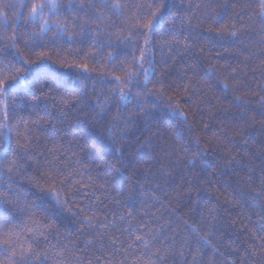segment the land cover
Returning <instances> with one entry per match:
<instances>
[{"label": "trees", "instance_id": "16d2710c", "mask_svg": "<svg viewBox=\"0 0 264 264\" xmlns=\"http://www.w3.org/2000/svg\"><path fill=\"white\" fill-rule=\"evenodd\" d=\"M40 2L0 0L11 25L0 20V71L22 67L13 57L46 63L83 90L42 80L35 96L9 97L6 114L0 104V148L20 165L0 172L4 209L21 246L48 226L31 264H264L259 0H119V13L91 7L104 0H62L71 41L31 38Z\"/></svg>", "mask_w": 264, "mask_h": 264}, {"label": "snow or ice", "instance_id": "6c2138e0", "mask_svg": "<svg viewBox=\"0 0 264 264\" xmlns=\"http://www.w3.org/2000/svg\"><path fill=\"white\" fill-rule=\"evenodd\" d=\"M259 4L261 8V17L262 20H264V0H259ZM24 7H29V5L25 4ZM61 7L62 0H43V2L32 3L30 5L31 11L28 15V20L38 29V32L32 33L31 38L33 40H44L47 38L48 33L54 32L57 36L60 37V39L63 40L65 37H68V40L71 41L72 38L68 35L67 26L61 23V17L59 15ZM91 7H104L112 12L117 13L122 11V6L119 0H115V2L112 3H109L108 0H104L102 5H92ZM155 7L157 11H159L161 5H156ZM82 9L83 6H81V10ZM68 10L70 12L75 11L76 5L74 3H70L68 5ZM151 15L153 19L157 18L155 12L151 13ZM8 16L9 13L5 11L0 14V20L3 21L4 25L11 27V25L8 24ZM21 18L22 17L20 15L17 16V24L20 23ZM102 18V16L95 17V19L97 20H100ZM152 22V20H148L149 27H151ZM231 34L235 36L236 32L233 31ZM40 55L41 57H43L44 53L41 52ZM13 59L16 60L17 63L22 64V67L15 68L9 65H4L2 71H0V104L4 105L5 114L7 113V100L9 97L16 96L18 94L22 95L26 91L30 95L35 96V89L40 85L42 80H53L55 81L56 88L63 89L68 93L78 94L83 90L82 82H77L76 85H72L61 80L57 72L46 63L32 61V63L36 64V68L33 69L31 66H29V63L27 61H22V59H19L18 57H13ZM20 72L32 73L33 75L31 79H29L25 75H20ZM146 72L147 70H145V73ZM5 73L7 75H5ZM9 77L11 78V82H9ZM132 79H134V77L130 76L128 82H131ZM224 87L226 88L227 84H225ZM118 95L120 96V99L122 101L128 99V97L125 96L122 90L120 93H118ZM129 102L131 101L129 100ZM2 127L7 128V124L5 123L4 125H2ZM22 147L26 150L27 142H25ZM9 153H14V150L10 148H0V172H2L5 167H7L9 171H11L13 166H15L17 170H19L20 165L17 164L15 154H13L12 159H9ZM260 184V192L256 194V199H259L262 195H264V176L260 177ZM48 191L51 192L53 198H55L57 200V203H59V193L56 191H51V189H49ZM241 198L243 199L244 197L242 196ZM6 202V198H4L3 194L0 193V257H3V259H0V264H17L16 254L18 250L20 251L19 264H31V260L33 259V257L39 255V248H37L36 252H33L32 245H39L42 239H46V229L48 226L45 225L43 226V228H35V234L30 237L27 246H21L19 244V236L15 232V217L11 216L10 209H4V205ZM66 206L67 202L65 201V207ZM121 219H123V217H121ZM33 223L35 224V221H33ZM189 231L198 238L199 243H209L207 236H202L199 229H197L196 227L189 226ZM155 235V233H152L153 237ZM135 240L143 243L145 246L148 245V241L144 240L143 235H136ZM186 242L187 241H185V243ZM171 244L172 242L169 241V246H171ZM129 247H131V245H129ZM180 247L183 248L184 244H181ZM167 254L168 248L163 247L154 253L157 260H163ZM42 264H47V256H45L42 260ZM76 264H81L79 258H76ZM89 264H91L90 261Z\"/></svg>", "mask_w": 264, "mask_h": 264}]
</instances>
